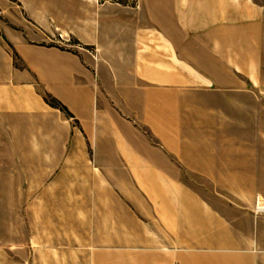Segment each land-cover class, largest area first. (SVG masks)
<instances>
[{"label": "crops", "instance_id": "crops-1", "mask_svg": "<svg viewBox=\"0 0 264 264\" xmlns=\"http://www.w3.org/2000/svg\"><path fill=\"white\" fill-rule=\"evenodd\" d=\"M139 1V9H125L32 0L39 7L32 11L76 14L64 32L91 51L7 35L0 41V119L57 113L79 141H109L125 167L119 171L157 174L142 187L162 190L174 236L192 246L183 264H264V219L252 213L264 198L260 86L218 85L197 63L225 59L213 56L224 52L214 35L245 29L223 23L246 22L256 0Z\"/></svg>", "mask_w": 264, "mask_h": 264}, {"label": "rangeland", "instance_id": "rangeland-1", "mask_svg": "<svg viewBox=\"0 0 264 264\" xmlns=\"http://www.w3.org/2000/svg\"><path fill=\"white\" fill-rule=\"evenodd\" d=\"M31 2L0 0V41L8 42L10 33L36 35L51 46L91 51L64 32L76 14L32 11L39 7ZM255 3L257 13L247 15L246 22L224 21L247 25L231 30L235 37L226 29L214 35L224 52L213 56L225 59L197 63L200 72L214 73L210 79L218 85L260 86L258 110L264 118V0ZM96 4L140 8L139 0ZM119 95L126 99V93ZM47 101L67 114L53 106L56 100ZM142 131L159 145L156 133ZM110 144L79 141L57 113L0 119V264H183L182 256L191 255L183 250L192 246L174 236V215L165 212L162 190L142 187L157 174L119 171L125 167L117 165ZM259 199L264 200L256 199L252 213L264 219L256 214Z\"/></svg>", "mask_w": 264, "mask_h": 264}, {"label": "built area", "instance_id": "built-area-1", "mask_svg": "<svg viewBox=\"0 0 264 264\" xmlns=\"http://www.w3.org/2000/svg\"><path fill=\"white\" fill-rule=\"evenodd\" d=\"M112 1V0H108ZM256 214L258 216L264 217V200L259 199L257 202V207H256Z\"/></svg>", "mask_w": 264, "mask_h": 264}, {"label": "trees", "instance_id": "trees-1", "mask_svg": "<svg viewBox=\"0 0 264 264\" xmlns=\"http://www.w3.org/2000/svg\"><path fill=\"white\" fill-rule=\"evenodd\" d=\"M54 103H55V104L53 105L54 107H56V108H58V109H60V110H62V111L67 112L66 108H65L64 106H62V104H60V103L57 102V101H55Z\"/></svg>", "mask_w": 264, "mask_h": 264}]
</instances>
